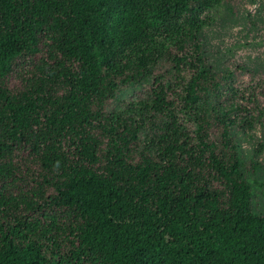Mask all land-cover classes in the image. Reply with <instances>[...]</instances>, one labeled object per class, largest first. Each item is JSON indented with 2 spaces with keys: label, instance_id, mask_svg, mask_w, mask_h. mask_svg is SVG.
Instances as JSON below:
<instances>
[{
  "label": "trees",
  "instance_id": "16d2710c",
  "mask_svg": "<svg viewBox=\"0 0 264 264\" xmlns=\"http://www.w3.org/2000/svg\"><path fill=\"white\" fill-rule=\"evenodd\" d=\"M236 1L0 0V264H264L253 96L200 38Z\"/></svg>",
  "mask_w": 264,
  "mask_h": 264
},
{
  "label": "rangeland",
  "instance_id": "374dc122",
  "mask_svg": "<svg viewBox=\"0 0 264 264\" xmlns=\"http://www.w3.org/2000/svg\"><path fill=\"white\" fill-rule=\"evenodd\" d=\"M204 16L211 19L200 37L209 66L235 73L225 89L245 90L253 96L248 108L256 111L259 121L252 129H239V135L244 157L258 164L256 174L248 177L253 182L252 211L264 216V0H238L208 9ZM147 95V86L129 88L110 108L120 110L125 103Z\"/></svg>",
  "mask_w": 264,
  "mask_h": 264
}]
</instances>
